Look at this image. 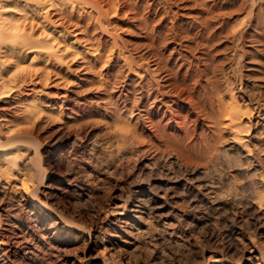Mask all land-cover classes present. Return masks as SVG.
Wrapping results in <instances>:
<instances>
[{
  "label": "bare ground",
  "instance_id": "bare-ground-1",
  "mask_svg": "<svg viewBox=\"0 0 264 264\" xmlns=\"http://www.w3.org/2000/svg\"><path fill=\"white\" fill-rule=\"evenodd\" d=\"M142 1L152 6L166 0ZM188 1L192 4L186 3L185 8H198L196 13L187 15L191 21L189 25L200 31L214 27L212 23L217 16L233 11H218L216 8L221 0ZM243 1L238 2L234 12L242 8ZM253 1L255 4L256 1L261 2ZM253 1L250 3L255 5ZM126 4L129 9H125ZM129 5L130 0H0V251L13 250L15 241L3 230L11 231L16 226L40 227L49 235L66 233L70 239L84 237L88 230L91 231V227H87V230L74 217L70 218L58 201L55 203L54 196L58 194L56 187L52 182L45 181L46 168L43 169L44 164H41L43 151L38 145L37 133L49 121L50 124L58 120V127L63 129L70 126L80 128L88 120L103 125L102 132L97 133L98 130L95 138L92 133V139L86 145L90 150L84 152L83 161L89 158L91 161L87 162L88 165L94 163L99 167L101 164L98 165L100 160L97 158L100 155L108 159L110 156L123 159L136 156L144 160L139 172H154L151 182L148 177L140 178L142 174L132 180L130 195L122 200L123 203L129 202V205L122 207L124 205L120 204L122 208L112 211L109 225L115 226L113 230L132 228L134 218L140 219L143 215L153 214L162 219L171 208L181 211L179 185L194 192L191 200L197 201L199 194L205 195L217 209L228 203L222 199L220 181L215 177L218 160L225 150H221L220 142L227 131L228 146L247 145L245 140L249 137V131L244 118L251 116L254 107L246 108L247 105H243L229 87L217 79L208 78L209 73H204L208 70L200 69L196 62L200 55H188L186 47L193 48L185 43L182 45L174 21L170 27H165L174 31L168 45L169 37L164 30L154 32L150 28L149 18H139L138 1L134 2L135 11H128L133 10ZM123 20L130 22L126 29L134 26L140 33L136 37L152 38L150 42L135 44L126 40L128 37L120 38V31H117L123 26ZM219 23L221 26L224 21ZM143 50L147 56L138 59ZM50 86L55 90L47 89ZM78 138L77 134L73 135L74 143ZM248 150L250 148L247 149V154H250L252 149L250 152ZM164 157L178 167H185L188 177L167 168L166 164L160 165L158 160ZM111 161L115 166L114 159ZM70 166L69 170L74 167ZM108 169L110 171V167ZM110 172V175L113 174ZM261 194L253 201L258 203V216L264 213V196ZM5 199L16 201V208L14 206L15 209L8 210L4 205ZM3 221L6 228H2ZM31 237L28 241H31ZM103 249L105 252L107 245ZM258 251V256L250 252L240 264H264V252ZM237 261L214 254L209 264H237Z\"/></svg>",
  "mask_w": 264,
  "mask_h": 264
},
{
  "label": "rangeland",
  "instance_id": "rangeland-1",
  "mask_svg": "<svg viewBox=\"0 0 264 264\" xmlns=\"http://www.w3.org/2000/svg\"><path fill=\"white\" fill-rule=\"evenodd\" d=\"M103 1L106 2L107 0ZM135 1L139 3L137 10L139 18H149L148 20L151 21V30L154 29V32L159 29L164 30L166 36L169 37L167 40L168 44L170 43V38L174 31L166 30L165 27H170L174 21L176 30L178 34L180 33L179 37L182 39V45L185 43L193 48V50H191L186 47L188 49V55H200V59L196 62L199 64L200 69L202 68V70H204L206 68L208 70L204 72L209 73L208 78L217 79L229 87L240 99V102L243 105H247L246 108L249 109V107H251L253 109L254 107L253 112L250 114L251 116L247 115L244 118V121L248 124L247 128L249 131V137L245 140V144L247 145L244 144L245 146L243 147L239 145L232 147L228 146V140L226 139L229 133L227 131L223 133L225 138L220 142L221 150H225H223L218 160L215 177L220 181L222 199L228 203L223 208L217 209L213 201L209 200L205 195L199 194L197 201L191 200V195L194 192H192L191 189H183V186L179 185L178 189L180 190V195H182L178 199V203L180 205L179 207H182L181 211L177 212V210L171 208V211L168 210L166 212L167 214L162 217V219L153 216V214H148L149 216L143 215L140 219L134 218L132 221L134 223L132 228H116L113 230L115 226L109 225V221L112 220V211L129 205V202L123 203L122 200H125L127 196L130 195L132 180L135 179L138 174H142L140 178L148 177V181L151 182L154 179L151 178L154 176V172H148V174L139 172L141 171L144 160L136 156L125 157L124 159L120 156H110L108 159V157L104 158L100 155L102 160L101 157L98 156L97 159L98 161L100 160L98 165L101 164V169L104 165L106 170L104 167L101 170L100 166L98 167L97 164L94 165L93 162V164L88 165L87 162L90 160L89 158L83 161L84 155L86 154L84 152L90 150L89 146L86 145L91 136L94 135L93 138H95L97 133L102 132L104 129L103 125L94 120H88L87 122H83L80 128L70 126L63 129L58 127V120L56 122L51 121L50 124L49 121L44 123V125H42L43 128L37 133V142L40 149L43 151L41 155L43 156L41 164H44L42 166L43 169H47V171L46 169L44 171L45 181L52 182L56 187L55 192L58 194L54 196L56 199L55 203L58 201L59 206L61 205V209L63 208L64 210H62L66 214H69V217L72 216V219L74 217V220L80 225L83 224L86 228L91 227V231L87 228L88 233L85 235L86 237L84 236L85 238L71 237L70 239V235H66V233L60 236L51 233L49 235L43 232L40 227L29 228L26 225L21 226V228L17 226L13 227L15 230L12 229L11 231L3 230L5 233L10 234L12 240L15 242H13L14 244L12 243L13 250L10 252L0 251V264H115V262L116 264H199L201 262H203L202 264H209L210 257L214 254L224 256L225 259L228 258L229 261L238 260L236 263L240 264L246 259L250 252V254L253 253L257 255V250L260 251L261 248L264 250V213L259 216L256 215L258 203L253 202L255 197L261 194L260 192H262L261 195L264 196V0H261V2L256 1V4L252 0L255 5L250 3L251 0H229L230 2H222L223 0H221L216 9L218 11L221 9L229 12L233 10L232 13L217 16L212 23L214 27L203 28L201 31L189 25L191 21L187 19V15L191 12L196 13L198 11V8L194 6L185 8L186 3L192 4L191 1L166 0L159 1L160 3L157 2L149 6L147 2L142 0H130L129 6L133 10L128 11H135ZM239 1H243L244 4L239 11L234 12V8H237L236 5H238ZM252 6L255 7L252 8ZM124 7H127L125 9H129L128 4ZM218 21H224L223 25L219 26L221 23ZM121 23L123 26L117 31H120V38L126 39L128 37L126 40L129 39L135 44H142L146 41L150 42L152 39L150 38V40H148L139 38L138 36L136 37V35L140 34L137 28L133 26L130 30L126 29L125 26H130V22L127 20H123ZM234 26L237 27L234 28ZM234 31L235 33H233ZM241 34H244V36ZM162 49L165 50L164 46ZM143 52L144 50L141 52V55H138V59L139 57L147 56V54ZM47 89L55 90V88L51 86ZM62 130L64 132H62ZM69 133L71 134V138L68 137ZM74 134L80 137L76 141L77 144L74 143L73 140ZM245 147H249L250 150L252 149L251 152L248 150L250 154H247V149L249 148ZM252 151L255 152V155ZM111 157L114 159L113 162L115 166L111 161L113 160ZM103 158L106 160L108 159L109 162ZM115 158H117L116 161ZM70 159L75 160L71 162ZM70 163H72L71 166ZM104 163H109V165ZM158 163L160 165L166 164L167 168L181 173L185 178L188 177L187 172L184 170L185 167L182 166L181 168L176 166L166 157L162 160H158ZM78 164H80V166ZM69 166L70 168L72 166L74 167L69 170ZM109 167L110 171L112 170L111 172L113 173L111 175L109 174V169L107 170ZM65 168L67 173H65ZM83 173L86 174L84 175ZM90 173H92V177ZM81 174L83 176H80ZM77 175L79 176L77 177ZM87 175L89 177H87ZM137 178L138 176L136 179ZM77 180L79 182H77ZM88 182L91 184L89 185ZM187 183L189 184V181ZM87 186L89 187L87 188ZM69 189L72 190L70 191ZM58 195L62 197L59 198ZM7 199L4 200L6 208H8V210L15 209L16 201ZM120 204L124 206L120 207ZM14 206L15 208H13ZM193 209L195 211H192ZM106 213L107 215H105ZM168 221L171 222L169 223ZM2 223L4 225H2V228H6L7 225L5 221ZM39 232L43 233L41 234ZM29 236H32L31 241H28V239L30 240ZM100 236H103L104 239L103 237L100 238ZM35 239L36 241L38 240L37 244ZM98 239H100V241ZM126 239L129 240L127 241ZM15 243L19 244L16 245ZM25 243L28 244L25 245ZM106 245L107 250H105V252H107L105 253L103 252V248L106 249ZM91 248L93 249L91 250ZM262 249L260 252L263 253L264 251ZM81 256H83L82 262H80ZM241 256H243V258H241Z\"/></svg>",
  "mask_w": 264,
  "mask_h": 264
}]
</instances>
